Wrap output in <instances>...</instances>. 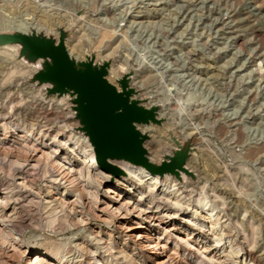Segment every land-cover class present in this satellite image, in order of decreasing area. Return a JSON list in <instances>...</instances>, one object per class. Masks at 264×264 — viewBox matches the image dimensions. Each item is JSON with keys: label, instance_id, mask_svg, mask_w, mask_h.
<instances>
[{"label": "rangeland", "instance_id": "rangeland-1", "mask_svg": "<svg viewBox=\"0 0 264 264\" xmlns=\"http://www.w3.org/2000/svg\"><path fill=\"white\" fill-rule=\"evenodd\" d=\"M16 29L55 40L63 30L74 58L109 61L117 86L127 74L135 97L159 107L160 123L143 126L151 161L191 145V173L169 174L172 204L160 216L173 237L194 221L192 235L204 233L209 252L186 259L169 240L175 264H264V0H0V33ZM21 48L0 46V191L8 195L0 215H20L22 230L17 241L0 232V264H28L26 250L52 247L62 249L61 262L98 264L89 250L100 240L114 254L105 264H153L123 226L142 230L148 220L93 203L90 191L106 200L119 176L84 165L91 143L73 97L34 81L42 60Z\"/></svg>", "mask_w": 264, "mask_h": 264}, {"label": "water", "instance_id": "water-1", "mask_svg": "<svg viewBox=\"0 0 264 264\" xmlns=\"http://www.w3.org/2000/svg\"><path fill=\"white\" fill-rule=\"evenodd\" d=\"M67 34L62 30L58 40L35 32L0 33V46L18 44L21 54L30 60H42V67L34 76L40 84H50L49 94H70L73 99L80 130L92 144L98 164L105 171L119 176L124 171L109 159L124 160L147 169L152 174L175 175L191 173L186 167L191 145L159 164L150 160L145 142L148 134L139 129L141 124L160 123L158 105L147 106L135 97L129 76L118 80L119 86L108 76L110 62L96 63L94 56L86 60L72 57L67 45Z\"/></svg>", "mask_w": 264, "mask_h": 264}, {"label": "bare ground", "instance_id": "bare-ground-1", "mask_svg": "<svg viewBox=\"0 0 264 264\" xmlns=\"http://www.w3.org/2000/svg\"><path fill=\"white\" fill-rule=\"evenodd\" d=\"M145 125L141 124L138 126L143 133H146L147 129H149V127H143ZM7 126L8 128L10 127L13 129V127L16 126V124L10 122ZM56 141L57 140L54 138V140L50 142V144H46L45 141L43 142V144L52 147ZM24 143H25L24 145L28 148L29 145L26 144L28 143V138L26 137L24 138ZM90 146L91 147L87 153L86 158L83 159L81 158V161H83L86 167L89 166L94 167L96 172L95 174L97 176L100 177L102 176L104 178H111L113 174L105 171L103 168L100 167V165L97 162L92 144H90ZM44 153L48 154L45 151ZM115 160L116 159H109V162H111L112 164L115 163L114 165L117 164V166L120 167L124 171V173L122 174V176L119 175V177H116L113 182V185L108 186V188L105 189V192L108 195V197H106V200L99 199L98 191H90V196L92 195L91 197L94 200V202L92 200L91 201L96 205H98V207L100 208L99 210L104 214H106L107 209H113L116 211L125 209L126 211H131L134 212V214H136L134 217H132L134 222H137V220L139 219L138 217H142V216L144 217L145 220H148V223L146 222L145 225H142L141 224L142 222H137L138 224H141L139 226L144 228L142 230L139 229L140 227L133 225V222L132 224H128L127 222H124L123 226H125V228L127 229L126 230L127 238L131 239L134 245H137L147 251L152 252V255H150L149 258L153 264H175L173 262L172 254L166 251V248L170 247L168 241L172 239L183 245L184 247L183 253L184 255H186L185 257L186 259H195L201 261L202 259L201 256H199V253H201V255L204 256L203 254L209 252V246L207 245L208 237L204 233L197 234V236L192 235V231L196 230L195 229L196 223L194 221L192 222L191 220L185 219L184 220V222H186L185 226L187 227L188 231L191 232L190 233L188 232L189 234L188 233L185 234L183 231L176 232L175 237H173L172 236L173 227L170 225L168 221H165L163 215L160 216L161 210L167 206L170 207L172 204V199L170 198L171 196L170 188L172 187V182L175 180L171 178L169 174H165L164 176H161L159 174H152L142 166L135 165L126 162L124 160L119 162H115ZM84 165L81 164L77 166L78 167L77 174H79V177H83L84 175L83 170L84 168H86ZM97 176L96 178H99ZM86 177L91 178V175L88 173ZM92 177L95 176L93 175ZM136 181L140 183L137 184ZM125 190H132L134 194L133 195L131 194L129 195L128 193L126 194ZM6 199H8V195L6 194V192L0 191V204L5 203ZM176 200H178V198ZM145 201H147V204H145ZM18 216L20 215L18 214L14 215L13 213L10 214L6 213L4 215H0V232H2L1 234L4 238H12L13 240L17 241L18 236H16V234L20 235L22 231L21 228L19 230V228L16 227L17 226L16 224L19 223V222L17 223ZM19 219L22 221V219L24 218L22 217L21 219L19 217ZM8 221H10L11 224H9ZM200 239H205V240L207 239L206 244L205 245L202 244ZM101 248H104V242L101 240L95 245L92 244V247L89 250L91 254L90 258L94 259V261L97 262L98 264H105V262L110 261L109 260L110 258L114 257V254L111 253L107 254L105 251H102ZM61 252L62 249L58 247L46 248L45 250H26L24 253L25 257L22 256L21 257L22 259L25 258L26 260H28V264H67L66 261L61 262V260L63 259L57 256ZM149 254L150 253H148V255Z\"/></svg>", "mask_w": 264, "mask_h": 264}]
</instances>
